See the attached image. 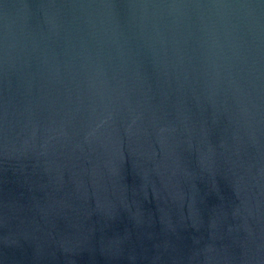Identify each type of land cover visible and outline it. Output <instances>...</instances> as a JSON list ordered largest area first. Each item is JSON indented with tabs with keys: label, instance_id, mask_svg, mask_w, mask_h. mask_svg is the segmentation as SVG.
Here are the masks:
<instances>
[{
	"label": "water",
	"instance_id": "water-1",
	"mask_svg": "<svg viewBox=\"0 0 264 264\" xmlns=\"http://www.w3.org/2000/svg\"><path fill=\"white\" fill-rule=\"evenodd\" d=\"M0 264H264V0H0Z\"/></svg>",
	"mask_w": 264,
	"mask_h": 264
}]
</instances>
